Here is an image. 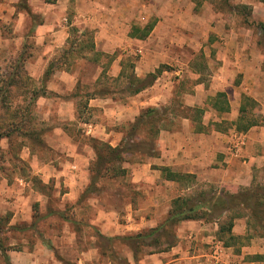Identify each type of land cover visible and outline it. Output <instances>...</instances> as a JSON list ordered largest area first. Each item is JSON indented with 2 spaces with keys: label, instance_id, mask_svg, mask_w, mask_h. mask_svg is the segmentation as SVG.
<instances>
[{
  "label": "crops",
  "instance_id": "crops-1",
  "mask_svg": "<svg viewBox=\"0 0 264 264\" xmlns=\"http://www.w3.org/2000/svg\"><path fill=\"white\" fill-rule=\"evenodd\" d=\"M0 1L1 16L7 17L9 9L4 12L6 5L3 1L10 3L12 0ZM130 1V6L115 9L111 19H108L110 16L106 10L100 11L97 44L103 50L121 48L139 52L134 60L135 73L139 77H145L159 68L161 71L151 85L130 94L134 95V100L128 105L120 106L108 94L97 92L91 95L88 107L100 116L96 123H82L88 133L117 146L124 139L125 126L136 120L147 107L161 109L166 116L154 140V152H147L143 159L133 162L136 164L132 168L131 181L143 201L140 198L130 201L131 213L127 223H108L104 227L103 231L112 236L156 227L172 209L174 199L186 192L209 188L234 191L251 185L259 168L264 172L263 120L247 130H240L246 136V143L239 157L229 150L232 134L239 130L238 125H242L240 118L244 97L255 100L258 106L252 111L264 116V85L261 79L264 75V56L258 47L238 43L242 29L231 26L229 31L236 41L231 43V65L237 67L242 76L238 84L231 83L228 80L231 73L225 63H218L214 73L212 66L215 67V61L208 59L210 50L206 40L211 32H220L217 25L213 26L212 15L215 17L216 11L209 2L202 1L197 5L192 0H158V6L166 8L160 14L155 13L149 34L140 38L132 33L136 28L143 29L151 24L140 25L145 18L153 16V12L149 15L147 5L143 4L145 12L140 10L139 14L143 13L140 18L144 21H139L132 6L135 4L138 8L136 3L141 0ZM146 1L151 8V0ZM247 3L252 4L253 12L262 17V12L255 10L256 7L262 9V0ZM197 6L198 10L192 9ZM39 33L41 35V28ZM189 46L205 54V64L212 74L198 69L200 67L194 58L197 52L191 57L184 55ZM246 48L251 52H247ZM124 55L118 54L114 59L112 74L115 77L128 64ZM245 65H248L247 69L241 68ZM62 78L60 83L69 90H73L81 79L74 75L72 83L69 77ZM219 93H223L224 97L218 99ZM186 96L187 102L184 101ZM77 112L74 107V114ZM166 167L179 176H169L164 170ZM87 180L86 171L65 177V198L79 199ZM28 186L24 181L9 184L5 178L0 179V216H6L0 222V264H70L61 260L56 250L42 239L43 236L62 254V258L67 259L56 246V235L46 229L39 234L31 228L34 226L33 201L36 196L33 189H27ZM219 228L218 220H184L178 225L176 243L170 249L146 254L140 264H264V236H252L247 217L235 220L232 235L240 240L236 245H223L218 240ZM60 237L64 242L74 243L71 234ZM217 245L222 246L225 253L220 262L213 256ZM130 260L134 262L133 255ZM82 261L80 257L77 263L82 264Z\"/></svg>",
  "mask_w": 264,
  "mask_h": 264
},
{
  "label": "rangeland",
  "instance_id": "rangeland-1",
  "mask_svg": "<svg viewBox=\"0 0 264 264\" xmlns=\"http://www.w3.org/2000/svg\"><path fill=\"white\" fill-rule=\"evenodd\" d=\"M129 1L12 0L10 3L3 1L6 5L4 12L7 13L9 9L7 17H2L3 13L0 11V79L11 72L10 65L23 50L24 42L30 43L27 51L31 53L25 65L29 75L24 81L26 87L22 91L20 86H15L10 88L9 92L18 113L17 119L22 118L26 107H33L31 96L40 86L45 84L48 90L53 92L52 96L41 98L34 108L35 125L41 132L36 143H32L34 153L29 141L24 137L16 138L10 149L8 140L0 141L1 147L5 149L0 150V179L5 178L9 184H20L24 181L29 185L27 189H33L36 199L33 201L35 218L34 226L31 228L39 234L46 229L47 232L56 235V246L59 251H63L67 259L62 258V254L57 252L53 244L51 246L61 260L70 264H78L77 260L80 257L83 258L82 264H134V262L140 264L146 257L147 251L157 250L159 247L153 245L139 249L136 258L126 244L108 239L116 235L112 236L103 231L108 223L115 225L118 222L127 223L131 213L130 201L143 199L138 195L131 181L132 168L136 163L130 159L126 161L123 165L127 167V173L117 176H111L114 173L112 169L108 171L105 169L104 174L91 183L90 190L85 193L81 201L72 200L68 196L65 198L67 188L63 182L64 178L71 174L86 171L88 175L86 186L90 184L92 164L96 159L95 142L91 138L102 140L88 133L82 123L84 120H87V123H96L99 113L90 111L88 106L85 108L86 98L73 97L74 91L85 95L100 90V93L112 96L120 106L128 105L134 100V95L130 96V93L124 90L123 83L118 85L113 80L115 75L112 74V64L118 54L124 53L126 63H129L134 61L136 56L138 58L139 52L136 50L128 52L121 48L113 51L111 48L113 46H109L110 50H103L102 46L97 44L96 38L100 11L106 10L110 16L108 19H111L114 10L130 6L132 2ZM192 1L197 5L207 1L215 9V17L212 15L213 26L217 25V30L220 32H211L206 40L210 50L208 59L215 61V67L212 66L214 73L217 71L218 63H225L227 71L231 73L228 80L238 84L242 81V76L237 67L233 68L231 65L233 59L231 43L236 41L229 30L231 26L241 28L242 33L238 43H249L250 46L255 44L260 54L264 56V6L262 9L255 8L256 12H262V17H259L253 12V5L247 3L251 0ZM158 3H160L158 0H151L150 8L149 1L141 0L140 3H136L138 8L135 4L132 6L134 7L132 10L138 14L139 21H144L140 18L143 13L139 14L140 10L145 12L143 4L147 5L146 12L149 15L153 12V16L145 18L146 20L140 25L152 23L155 13L160 14L166 8L163 5L161 9ZM192 9L198 10V6ZM246 13L249 14L250 22L245 19ZM134 25L139 26V24ZM195 25L198 26V21ZM33 26L35 28L31 32ZM85 29L91 33L82 34ZM27 34L31 37L25 40ZM92 39L96 41L95 49L99 52L86 46V43ZM241 47L244 48V45ZM246 50L251 52L248 48ZM184 55L188 57L194 55L200 67L198 69L202 73L212 74L205 64L206 56L203 52L193 50L189 46L185 49ZM50 62H54L56 69L51 79L53 81L42 83L44 71ZM241 68L247 69L248 65ZM74 75L81 79L73 90L60 83L62 76L69 77V81L73 83ZM261 79L264 85V75ZM262 93L264 94V87ZM187 100L186 96L184 101ZM74 107L78 111L75 114ZM224 115L228 116L225 113ZM143 131L144 129L139 133L142 136L145 135ZM234 133L242 132L237 130ZM22 145L25 146L21 147ZM16 157L24 159L27 165L22 168V163L18 162ZM254 174L257 181L264 182V172L260 168ZM5 217V214L0 216L2 220ZM127 233L130 232L125 231L119 235ZM65 234L74 236V243L64 242L60 236ZM239 241L236 240L235 245ZM131 255L134 262L130 260Z\"/></svg>",
  "mask_w": 264,
  "mask_h": 264
},
{
  "label": "trees",
  "instance_id": "trees-1",
  "mask_svg": "<svg viewBox=\"0 0 264 264\" xmlns=\"http://www.w3.org/2000/svg\"><path fill=\"white\" fill-rule=\"evenodd\" d=\"M245 19L247 22H250L249 14L246 13ZM153 25L154 24L151 23L143 29L136 28V33L134 32L132 35L144 38L149 34ZM34 28L35 26L32 27L31 32H33ZM138 31H141V33L138 34ZM89 32L91 33V31L85 29L82 34H87ZM29 37H31V35L28 36L27 34L24 38L26 40ZM28 44H26V41L24 42L22 46L23 50L13 59L10 65L11 72L0 79V141L4 139L8 140V148L10 149L16 138L24 137L29 141L34 153L35 151L32 143H36V139L40 137L38 135L41 133L35 125L33 117L34 108L40 98L52 96L53 92L48 90L45 84L40 86L39 90L31 96L33 107H26V111H23L22 118L20 117L19 120L17 119L18 113L15 110L14 101L9 95V92L10 88L15 86H20L22 91L26 87L24 81H26L29 75L27 74L28 72L25 69V65L31 53L27 51L29 48ZM86 46L96 50L95 41L93 39L86 43ZM96 52L99 51L96 50ZM55 70L54 62H50L44 71L42 83L43 81L45 83L49 82ZM160 71L161 68L145 77H139L135 73L134 61H131L126 65V68L124 66L120 74L114 77L113 80L117 82L118 85L119 83H123L125 91H128L130 94H135L151 85ZM97 92L100 93V90L85 93V95H81L77 91L71 94L75 98L84 96L86 98L84 106L87 108L89 98ZM100 94L104 95L105 93L102 92ZM218 97V99H220V97H224V94L219 93ZM256 106H258V103L255 100L247 96L244 97V105L241 106L240 118V123L242 125H238L239 130H247L251 125L262 123V120L264 121V116L256 115L252 111ZM165 116V111L155 107H147L136 120L129 122V124L125 126L124 139L117 146H113L109 142L92 137L91 140L95 142L94 148L96 150V159L92 164V179L90 184L85 186L78 200L81 201L83 199L85 193L90 190L91 183L97 180L99 176L103 175L105 169L106 171L109 169L114 171L111 176L126 174L127 167L123 165L126 161L130 159L134 162L138 159H143V155L147 154V152H154V140L158 136L160 127L162 126V120ZM4 120L6 121L4 122ZM84 122H87V120H84ZM141 129H144L143 132L145 135L143 136L139 134L142 132ZM24 146L25 145H22L21 147ZM0 150L4 151L5 149L0 145ZM15 154L17 153L15 152ZM16 158L18 162L22 163V168L27 165L26 161L21 157ZM164 170H167L168 175L171 177L179 176V174L172 172L168 167ZM238 217H247L252 236H264V182L254 179L251 185L241 186L234 191H217L213 188H209L186 192L174 199L172 209H170L168 215L156 227L144 229L139 232L116 235L108 239L110 241L117 240L126 244L133 251L134 257L137 258V250L144 247H151L153 245L159 246L157 250L147 251V254L170 249L178 239V225L184 220H203L204 222L218 220L220 223L218 240L222 241L223 245L228 246L232 243L235 244V241L239 239L232 235V228ZM42 239L46 244L51 246V243L43 236Z\"/></svg>",
  "mask_w": 264,
  "mask_h": 264
},
{
  "label": "built area",
  "instance_id": "built-area-1",
  "mask_svg": "<svg viewBox=\"0 0 264 264\" xmlns=\"http://www.w3.org/2000/svg\"><path fill=\"white\" fill-rule=\"evenodd\" d=\"M246 143V136L243 133H234L231 138L229 150L235 156H240ZM225 253L222 246L217 245L214 247L213 256L217 262H220Z\"/></svg>",
  "mask_w": 264,
  "mask_h": 264
}]
</instances>
